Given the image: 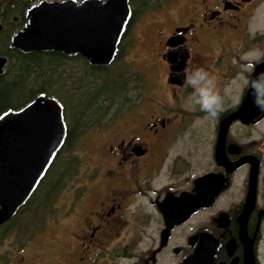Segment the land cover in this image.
<instances>
[{
  "label": "flooded vegetation",
  "instance_id": "1",
  "mask_svg": "<svg viewBox=\"0 0 264 264\" xmlns=\"http://www.w3.org/2000/svg\"><path fill=\"white\" fill-rule=\"evenodd\" d=\"M38 1L5 0L0 12L24 10ZM127 1L130 16L114 58L127 47L122 44L128 32L134 35L145 28L144 41L159 64L152 72L137 66L118 71L117 63L114 83L100 81L88 87V63L81 53L27 52L49 55L45 76L49 97L61 105L66 129L60 148L28 198L0 222V264L50 263L45 248L36 251L28 241H47L44 234L57 220L52 197L55 188L66 186L69 174V146L87 131L91 135L86 140L108 133L110 138L103 140L100 160L82 184V193L68 199L63 210L64 218L70 219L77 203L86 207L71 232L81 262L111 264L128 258L129 264H180L203 245V264H243L248 252L252 264H264V128L257 127L264 123V112L252 96L245 114L239 111L227 119L223 130L220 127L238 110L253 69L264 62L260 0H189L184 7L175 0L174 14L167 9L162 21L149 19L140 29H133L137 12L132 0ZM24 22L20 16L19 21L0 20L7 53L20 52L9 48L8 42ZM113 60L89 66V75L100 77L96 69ZM195 68L205 69L215 81L223 101L218 118L185 107L191 93L185 76ZM60 92L67 103L58 98ZM67 110L75 113L71 124L66 122ZM192 123L198 128H189ZM177 139L190 141L191 151H172ZM59 152L64 154L61 162L55 161ZM122 231L130 238L120 247L112 244ZM132 238L140 242L130 243ZM127 248L132 252L125 253Z\"/></svg>",
  "mask_w": 264,
  "mask_h": 264
},
{
  "label": "water",
  "instance_id": "2",
  "mask_svg": "<svg viewBox=\"0 0 264 264\" xmlns=\"http://www.w3.org/2000/svg\"><path fill=\"white\" fill-rule=\"evenodd\" d=\"M129 16L127 0H40L24 9L25 22L11 34L8 47L23 53L79 52L88 64L107 65ZM5 63L0 55V73ZM258 74H264V62L253 69L249 81ZM252 96L248 87L238 110L220 123L222 130L239 111L246 113ZM65 129L61 105L43 94L0 112V222L14 214L35 188L60 148ZM204 259L201 245L180 264H203ZM243 264H252L249 252Z\"/></svg>",
  "mask_w": 264,
  "mask_h": 264
},
{
  "label": "rangeland",
  "instance_id": "3",
  "mask_svg": "<svg viewBox=\"0 0 264 264\" xmlns=\"http://www.w3.org/2000/svg\"><path fill=\"white\" fill-rule=\"evenodd\" d=\"M5 0H0V5ZM157 1L159 3V0H132V7L137 12L134 17L133 21H136L133 25V29H140L142 26H144V22L148 21L149 19H152L153 21H162L165 17V10H169V14H174L173 10L176 8L175 6V0L173 2H167L164 4L163 8L160 6V4H157ZM144 2V4H141ZM180 6H186L190 3L189 0H180ZM157 4V5H156ZM258 8L260 12V15L264 14V0H260L258 4ZM15 9H22L20 7H17ZM157 11H161L160 13L156 14V16H149V13H155ZM13 16L17 17L15 20L13 19ZM5 21H19V12L17 11L15 13H12L9 15L8 18L5 19ZM261 21V19L259 20ZM258 21V22H259ZM262 26H264V21L260 22ZM254 24V22L252 23ZM144 28V27H143ZM129 33V34H128ZM128 36L126 38L133 39L135 37V41L128 40L126 41V38L124 40V46L127 45L128 52L126 51L125 54L123 52H120L118 55V58L116 61L111 65L110 69H106L105 72L102 71V73L97 72V74H100V77L91 76L89 75V69L86 67V78L88 87H93L95 84L98 86L99 82H105L108 80H111L110 78L113 76V73H116L117 70L114 68V64L116 65L118 63L117 68H120L118 71H122V68H127L129 71H133V67L137 66L139 70H145L146 68L150 69L151 72L155 68H159V64L157 63L156 59L150 55V52L148 51V44L144 41V34L148 35L147 30L144 28V30L139 33V30L133 35L132 32H128ZM123 46V47H124ZM123 49V48H122ZM151 56V57H150ZM154 61V64L152 63ZM152 63V64H151ZM83 66V65H82ZM11 67V63L4 66L2 69L4 73V78H9V69ZM85 67V66H84ZM115 69V70H114ZM136 71V70H135ZM138 72V70L136 71ZM97 79L96 81H94ZM111 83H114V80H111ZM153 82V80H152ZM100 85V84H99ZM31 93L26 94V99L31 97ZM57 96L60 100H65L63 97V93H57ZM67 103V100L64 101ZM75 113L67 110L66 111V122L71 124L73 123L72 118L74 117ZM264 122V121H262ZM206 122L199 123V125L204 126ZM258 129L264 128V123L257 124ZM255 127V126H254ZM189 128L196 129L197 124L192 123V125ZM205 130V127H203ZM256 128V127H255ZM257 129V128H256ZM89 132H85L82 136L79 138H76L74 141L71 142V145L69 146L68 151V160L69 162V174L65 175V184L66 186H63V184L59 185L57 188H55V192L53 195V206L51 210L53 211L54 217L57 218L55 220L54 225L46 232L45 237L47 239L44 241L36 242L35 240L28 241V244L30 247L35 249L36 251H39L41 249L46 250L48 254L49 264H89L87 261L81 262L78 258L80 256V248L76 244V241L73 240L71 236V232L74 231L76 227V221L75 218H77L81 212L86 207L83 205L82 202L77 203L74 208H72V212L70 213V219L64 218L63 216V210L65 208V204L68 203V199L72 200L75 195L81 194V188L83 187V183L87 182V179L90 178L95 171V165L100 160V152H101V145L103 140L109 141L110 134L106 136H100L97 139H87L88 136H90ZM183 138H185L183 136ZM92 141H96V143H93ZM175 148L171 149L172 151L178 152V150L182 151L184 153L186 150L191 151L192 149V143L190 141H186V139H177L176 145H174ZM190 147L191 149H188ZM66 155V153H65ZM64 157V155H63ZM62 157H60L57 162H61ZM59 168L55 169V172L58 171ZM63 179V178H62ZM61 179V180H62ZM41 211V210H40ZM41 215V214H40ZM140 220V219H138ZM75 226V227H74ZM138 234H135L134 237L138 238ZM130 238V237H129ZM127 232L123 233V231L112 240V244H119V247L126 242L127 239ZM132 238L130 240V243L132 242H140L139 240ZM142 244H139L138 247H141ZM70 252H73L71 255ZM132 252V250H129L127 248L125 250V253ZM35 264L33 260L30 261V263ZM130 259L124 258L122 260L118 261H112L111 264H129ZM261 262L264 263V248H263V256L261 259ZM98 264V263H96Z\"/></svg>",
  "mask_w": 264,
  "mask_h": 264
},
{
  "label": "trees",
  "instance_id": "4",
  "mask_svg": "<svg viewBox=\"0 0 264 264\" xmlns=\"http://www.w3.org/2000/svg\"><path fill=\"white\" fill-rule=\"evenodd\" d=\"M19 12L21 21H23L22 13L23 9H3L0 12V20L5 21L10 14ZM5 40L0 38V54L7 55L6 64L10 61L11 67L9 69V78H4V73L0 74V112L7 108H17L24 102L30 100L38 93H43L46 96L51 95L50 88L47 84V60L48 54L46 53H7V48L4 46ZM115 56L113 62L104 69H96L102 72L106 69H110L111 65L117 59ZM117 65V64H116ZM113 65L114 67L116 66ZM87 68L92 65H86ZM120 78V77H119ZM111 79V78H110ZM110 83V80H108ZM106 82V81H105ZM31 93V97L26 99V94ZM63 153L59 152L55 161L63 157ZM63 161V160H62Z\"/></svg>",
  "mask_w": 264,
  "mask_h": 264
},
{
  "label": "clouds",
  "instance_id": "5",
  "mask_svg": "<svg viewBox=\"0 0 264 264\" xmlns=\"http://www.w3.org/2000/svg\"><path fill=\"white\" fill-rule=\"evenodd\" d=\"M264 74H258L249 81L255 106L264 112ZM185 85L191 93L185 99V107L199 110L209 118H218L223 110V101L216 91L215 81L203 68L191 69L185 76Z\"/></svg>",
  "mask_w": 264,
  "mask_h": 264
}]
</instances>
